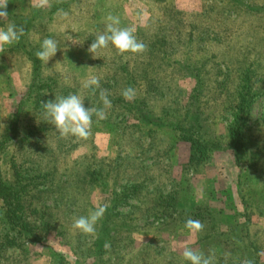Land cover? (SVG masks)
<instances>
[{"label": "rangeland", "instance_id": "obj_1", "mask_svg": "<svg viewBox=\"0 0 264 264\" xmlns=\"http://www.w3.org/2000/svg\"><path fill=\"white\" fill-rule=\"evenodd\" d=\"M50 3L9 0L0 20L30 23L0 52V175L36 239L14 238L0 199V264H189L185 245L216 264H264V0ZM109 13L145 52L110 45L93 58ZM47 37L59 49L35 72L30 55ZM90 76L109 92L107 118L93 116L87 140L61 138L41 102L76 93L99 107ZM102 205L95 236L72 227ZM188 218L203 232L185 229Z\"/></svg>", "mask_w": 264, "mask_h": 264}, {"label": "clouds", "instance_id": "obj_2", "mask_svg": "<svg viewBox=\"0 0 264 264\" xmlns=\"http://www.w3.org/2000/svg\"><path fill=\"white\" fill-rule=\"evenodd\" d=\"M9 0H0V20H7ZM38 7L47 8L51 6L50 0H38ZM57 14L61 19H67L69 12L64 9H58ZM104 29L95 35L88 51L96 58V53L101 49H106L110 45L114 47L119 54L132 53L140 54L147 50V45L139 41L135 35L134 27H122L118 16L109 13L106 18ZM26 34L23 26L9 22L0 26V52L5 46H13L20 42ZM69 38H71L69 36ZM58 42L51 38H44L40 44L39 50L35 52L38 60L47 64L58 51ZM83 87L88 89L91 96H97V104L85 107L84 99L79 94L69 93L67 96H55L54 100L41 102L42 116L44 121L54 126L59 137L66 138L72 136L78 140H87L91 135L92 118L95 116L98 120L107 118V110L111 108L112 103L109 99V92L100 85V80L96 76H90L83 82ZM135 89L125 88L121 95L125 101L131 102L135 98ZM107 211L106 206H99L94 210H89L87 215L73 219L72 227L84 235H96V225L103 218ZM204 224L198 219L188 218L184 223V228L192 234L203 232ZM108 245L106 244L105 247ZM182 258L189 264H216L215 253L206 255L190 245L182 248ZM242 264H254V261L245 259Z\"/></svg>", "mask_w": 264, "mask_h": 264}, {"label": "trees", "instance_id": "obj_3", "mask_svg": "<svg viewBox=\"0 0 264 264\" xmlns=\"http://www.w3.org/2000/svg\"><path fill=\"white\" fill-rule=\"evenodd\" d=\"M18 22H23L25 24L24 28H28V25L30 23H27V20H21ZM31 61L34 66V71H38V65L39 61L35 56L30 55ZM142 120L145 121L146 123H152L153 121H157L156 118L154 117H142ZM185 136V135H184ZM188 140L193 141L192 137H186ZM194 142V141H193ZM208 142V141H207ZM2 146V143L0 142V147ZM11 187L6 185L5 180H3L2 176L0 175V199L2 200L4 207H3V220L4 224L11 226L13 229L14 233V238L17 239H25L31 243L35 242V237L33 233H31L27 228L24 222H22L17 214V207L16 203L18 202V199L11 193ZM103 226L101 230L98 233L97 239L95 241V245H97L99 248L103 246L104 243V237H103Z\"/></svg>", "mask_w": 264, "mask_h": 264}]
</instances>
